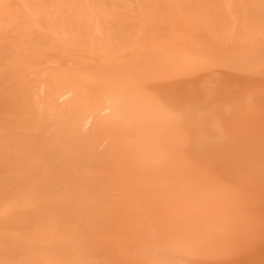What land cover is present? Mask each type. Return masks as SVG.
Masks as SVG:
<instances>
[{"label": "bare ground", "instance_id": "bare-ground-1", "mask_svg": "<svg viewBox=\"0 0 264 264\" xmlns=\"http://www.w3.org/2000/svg\"><path fill=\"white\" fill-rule=\"evenodd\" d=\"M205 1L0 0V79L23 94L16 109L8 104L11 121L4 88L0 120L46 128L38 137L48 145L75 138L99 152L92 175H107L101 187L111 194L101 219L121 237L91 238L111 263L124 264L127 251L136 264H264V23L242 19L234 0L212 5L217 13ZM15 136L0 146L31 138ZM33 138L22 148H38ZM138 228L143 242L131 250Z\"/></svg>", "mask_w": 264, "mask_h": 264}, {"label": "rangeland", "instance_id": "rangeland-1", "mask_svg": "<svg viewBox=\"0 0 264 264\" xmlns=\"http://www.w3.org/2000/svg\"><path fill=\"white\" fill-rule=\"evenodd\" d=\"M225 1L231 2V0H207L204 3H206L208 6H210L211 10H213V6H215L216 9L221 10L222 9L221 5H220V8L218 7V5L221 4V2L223 3ZM234 1H235V3H234L235 8L239 11L241 10L240 13L238 12V15L240 14L242 19H244L245 21L248 20V22L250 21L249 24L255 22L256 24L261 25L262 22L264 23V0H234ZM202 2H203V0H202ZM240 3H241V5H240ZM218 10H213V11H215V13H217L216 11H218ZM224 12H225V10L222 11V13H220V12H218V13L226 16V14H228V13L226 12L224 14ZM235 13H237V12H235ZM223 15H222V17H223ZM216 16H218V15H216ZM219 17L220 16H218V18ZM228 18H229V16L228 17L226 16V19H228ZM224 19L225 18L223 17V21H224ZM230 19H228V20L230 21ZM224 23H225V21H224ZM255 23H254V25H256ZM263 26H264V24H263ZM1 66H2V62L0 60V67ZM1 79H0V87L2 85L4 87H2L3 89L0 88V91H1L0 92V99L2 97L4 99L2 98L0 101H1V103L4 104V102L7 101V100L4 101L6 99V96H8L7 92L9 90L11 92V89L7 88L8 87L7 85H9V83L6 85L5 81L3 82V80H1ZM11 85H9V88H13L12 87L13 85L12 86ZM4 88L5 89L7 88L8 91L4 92V90H5ZM15 89L16 88L14 86L13 90H15ZM13 90L11 93L10 92L9 93L12 94V96H14V98H12V96L9 94L11 97V98H9V100H11L12 102L14 101V102L12 104L10 103L11 101L6 103L7 104L6 107L9 108V110H7V108L4 107L5 104L4 105L2 104V106L4 107L3 112L5 113V111H6L5 117H4L5 119L6 118L11 119L10 115L8 114L9 117H7L6 114L9 113L13 109V108L10 109L13 106L8 107V104L15 105L14 108L16 109L19 105L16 104L15 102H16V100L18 101L20 96L23 95V94L22 95L20 94L21 92L18 93L19 95L18 94L13 95L14 94ZM15 93H16V91H15ZM3 94L5 97L3 96ZM1 95H2V97H1ZM16 96H19V98H16ZM21 99H22V97H21ZM21 99H19L20 101H18L19 104H21ZM0 108H1L0 109V119H2L4 116V113H2V107L1 106H0ZM2 114H3V116H2ZM1 116H2V118H1ZM5 119H4V122H5ZM10 119L7 120L5 123L3 122V124H5V125L8 124L9 125L8 127L3 126V124H2L3 119L0 120L1 121L0 124L2 125V127H5V129H2V127L0 126V128H1V130H0V142H2L3 139L7 141V139H5L6 137L9 139L10 136L16 135L15 137L17 139L20 137H22V138L18 139L15 143H18V141H19V143H21L20 140L21 139L23 140L22 135L25 134L26 137L24 136V139L25 138L28 139V137H31V138H29L27 141L23 140L24 141L23 143L25 145L22 144V147L28 146L29 140H32V138H33L32 136H30V134L32 135V131H34V133H35L34 136H36L38 132L40 133V131L31 130L27 126H26V129L22 128V127H24V126H22L23 124L20 125L19 127H17L20 123L19 124L17 123L18 125H15L16 120L14 121V119H13V124L15 123L13 125L10 122ZM11 121H12V119H11ZM10 124H12L13 126H11ZM12 127H13V130H12ZM8 128L10 130H12L13 132L10 131ZM14 128H15V131H14ZM16 129H18V130H16ZM23 129H24V131H23ZM27 129H29V130L26 131ZM45 129L43 132L40 133L41 135H39V133H38L37 137L38 136H43V137L45 136V138H46L47 135H45V133H44ZM4 130H8L11 133V135L8 131H4ZM61 130H64V129H61ZM22 131L24 134L22 133ZM25 132H27V135ZM67 132L65 134H67ZM42 133H44V135ZM62 134L64 135V133H62ZM43 137L41 138V140L43 139V141L40 140V137H38L39 140L37 138V141H39V144L37 141H34V138H33L32 142H34L35 145L38 144L39 146L42 144L40 146V148L42 149V151H46L47 153L46 152H35V151H37V149H38V151H41V150H39L40 148L38 145H37L38 148L35 147V149H34V145H33L34 143H32V142H30V143L33 146H31L29 144L30 147H26L27 149L33 147V148H31L32 150L28 149V151L30 150L29 153H27V151L23 152L27 149H24L25 147L22 148L19 145L15 146V147L13 146L14 147L13 148L10 145L14 142V141L13 142L11 141L14 139L13 137H12L13 139L10 137L11 140L9 139L10 141H7L8 143L12 142L10 144H7V142L4 141L7 144L5 146L9 145V147L4 146L5 147L4 149H6V148L10 149L11 147L13 149H10L9 151H8V149H6L5 150L6 152H5L3 149V146L2 147L0 146L2 148V149L0 148V229H1L0 230V264H58V263L59 264H85V263L86 264H97V263L98 264H114L113 263L114 261L116 263H122L123 261L120 262L119 261L120 258L118 259L117 257H119V256H117V255H116L117 256L116 260L112 261V263H111L110 262L111 257L108 255V253L104 249H101L103 246L101 247L98 243H96V240L94 242L93 237L91 238V236H93L92 234L96 233V235H98L97 231H99L101 233L99 235L104 237V236H110V235L112 236V234L117 233L116 230H119V229L126 230L123 227L119 228L118 226H116L117 227L115 229L116 232H114L113 230H112L113 231L112 232L111 231L112 224L109 223L110 225H108V226H110V227L107 226V228H110V230H108L105 228L106 225L108 224L107 223L108 221L107 220L105 221L107 223L106 224V223H104L105 219H103V220L101 219V216L104 215L102 211H107L106 209L103 210L106 207L105 202H107V199L105 201L103 200V202H102V199L107 198V196H109V194H110V193L105 192L106 188H104L105 187L104 183L106 182L105 177L107 175L106 176H105V174H104V176L99 175V173H100L99 169H101L103 167L104 159L102 160L101 159L102 156L99 154L98 151H96L93 148H90V151L91 150L92 151L88 153V151H86V150H88V148L85 150L82 147L83 150H81L82 152L80 151L81 144H79L80 148L78 147V145L76 143L75 144L77 146H74V144L71 145L69 142L72 139L71 137H73L72 135H71V137H66V139L71 138L68 140V143L66 142L67 144L62 143V142L67 141V140L63 139L64 141H62V140L59 141L63 145L58 142L59 144L58 143H55L57 145L51 144L52 146L46 144V143H48V141L45 143L44 141H46L47 139L45 140ZM74 139H72V140H74ZM14 140H16V139H14ZM75 141L76 140H74V142ZM74 142H72V143H74ZM49 144H50V142H49ZM66 146H67V148H66ZM72 146H73V149H72ZM20 147L23 149V151ZM75 147H76V149H75ZM77 147L79 148V150H77ZM50 148H51V150H50ZM70 148L72 149V151ZM19 149H21V150L19 151ZM64 150H65V152H64ZM74 151L75 152H77V151L81 152V153L79 152V158L77 157L78 152L75 155ZM43 153H46V154H43ZM90 153H94V155L93 154L92 155L95 157H93ZM95 154L100 155L99 156L100 159L98 158L99 161L96 158L97 156ZM41 156H42V158H40ZM90 156H92V158H93L92 160L90 159L91 158ZM29 157H31V159ZM35 157L36 158L38 157V158L36 159ZM43 157H44V160H43ZM89 159H90V161H89ZM91 161H92V163L90 164ZM93 161H95L97 164H95V162H93ZM85 165H86V167L83 168L82 166H85ZM89 165H91V166H89ZM100 165L102 167H100ZM90 167L93 169L90 170ZM96 170L99 172L98 173L99 176L98 175L96 176L95 173L92 175V173L94 171L97 174ZM101 174H103V173L101 172ZM101 176H102V178H100ZM97 179H99V180L97 181ZM101 186H104V187H101ZM96 188H98V189H96ZM101 188H103L104 190ZM84 192H86V193H84ZM97 194H98V196H97ZM23 195H24V197H23ZM83 195L85 198L83 197V199H82ZM88 195H91L89 197L90 199L88 198ZM93 195H95V196H93ZM28 197H30V198L27 199ZM110 197H111V194H110ZM24 198H25V200H24ZM99 198H100V200H99ZM30 200L32 202H29ZM33 200L35 202H33ZM39 200H41V201H39ZM83 200H84V202H83ZM26 201L28 204L26 203ZM90 201L91 202L97 201L98 203L96 202L97 205L95 203L90 204L89 203ZM11 203L13 204V206ZM104 203H105V206L103 207L102 205H104ZM146 203H148V201ZM10 205H11V207H10ZM72 205H75V206H72ZM70 206H72V207H70ZM53 207H55L56 210H58V211H55V208H53ZM58 207L60 209H58ZM69 207L72 209H70ZM68 209L71 212H68L67 211ZM74 209L75 210L77 209V210L74 211ZM107 209H108V207H107ZM59 210L62 211V215H64V216L61 215V213H60L61 211H59ZM49 211H51V213ZM77 211L80 213H78ZM98 211H99V213H97ZM110 211H112V208H110ZM76 212L78 215L80 214L81 216L80 215L77 216L76 214H74ZM69 213H70V215L73 214V216L71 217L70 215H68ZM82 214H83V216H82ZM74 215H75V217H74ZM98 215L100 216L99 218H98ZM85 216H87V217H85ZM62 218L63 219L66 218L67 220L66 219L62 220ZM75 218H77L78 220ZM86 218H87V220H86ZM51 219H53V220H51ZM68 219H71V220L69 221ZM82 220L84 222H82ZM57 221H59V222L57 223ZM63 221H65L66 223ZM67 221H69V223H71L73 226L72 225L70 226V224H68ZM54 222L57 225L54 224ZM80 222H81V224H79ZM61 223H63V224L61 225ZM83 223L87 225V229L90 230V234L88 233L86 226H83ZM45 224L48 226L46 227ZM76 224L79 225L80 227L75 226ZM55 225H56V227H55ZM66 225H69L71 230L73 229V227H76L74 230H72L75 232L72 233L71 230L68 231L69 228H67ZM57 226H59V227L57 228ZM81 226H83V228L85 229L84 232L87 231V233L89 234L91 242L89 240H88L89 242L86 240V239H89L87 236L88 234H85L81 230V229H83ZM89 227H92V228H89ZM55 228L58 232L54 231ZM64 228H66L67 232L65 231ZM104 228H105V230H108L111 232H108V231L105 232ZM135 228L137 229V227H135ZM61 229H62V231H61ZM132 229H134V228H132ZM136 229H134V230H136ZM131 230H129V231H131ZM134 230L132 232H134ZM140 230L138 228L137 231H139V233H140L141 232ZM53 232L55 233V236H52V235H54ZM63 232H66L67 234H69L68 232H70V234L72 233L71 235L73 237L71 235H68V236H70V237H67L69 239H67L66 237L64 238L63 236H65V235ZM51 233H53V234H51ZM80 233H81V235H80ZM120 233H122L121 230H120ZM129 233H131V232H129ZM82 234L84 236L86 235L87 238L82 236ZM125 234L126 233H124V235L122 234V237H124L123 241H124V239L128 240V236L130 239L134 235V233H133L132 237H130V234H128V235H125ZM135 234H137V233H135ZM115 235H113V236H115ZM120 235H118V233H117L116 236H120ZM54 237L59 238L61 240L56 239V241L55 240L53 241L52 239H55ZM83 237L86 238L85 241H83V239H84ZM137 237H139V239H137V241H140V242H137L135 239V241L137 242V244H135V245H133L134 238L132 240H129V241H132V244L129 245V243L126 242V246L129 245L128 247L131 248V250L133 249L134 246L136 247L137 245H141V243L143 242V241L141 242V240H142L141 233L137 234ZM71 238H73V239H71ZM118 238L116 239V241H118ZM63 239H65L67 241L70 240V242H72V243L75 241V246L72 245V243L69 244V242L64 241ZM92 241H93V243H92ZM123 241H122V243H123ZM116 243L120 244L121 240L116 242ZM94 245H97V246L99 245L101 250H98L99 246L97 248V246H94ZM131 245H133V246L131 247ZM79 247H81V249ZM121 247H122V249H121ZM116 248H118V246ZM119 248H120V254H118V255H121V253L124 252V249H123V246H120ZM127 248H125V249H127ZM66 250H68V251H66ZM70 250H72V251L70 252ZM74 251H75V253H74ZM129 252L133 256V251H129ZM77 253H78V255H77ZM99 253H100V255L103 253L101 255V257L102 256H103L102 258L105 257V259H104L105 261L104 260L101 261L102 258L101 257L99 258V256H100ZM118 253H119V251H118ZM125 253H127V251ZM125 253H123V256H120L121 258L123 257V259H124V257L126 258V259H124V261H125L124 264H126V263H129V264L133 263L134 264V262L136 264L135 260L137 259V257H135V258L133 257V259H132V257L129 258L131 256L130 254H128V253L125 254ZM73 254H75V255H73ZM91 254H93V255L95 254L96 256L94 255V257L97 259H95L93 257V255H91ZM83 256H84V258H83ZM137 256H138V258L140 257L139 254ZM127 258H129V260L126 262ZM140 258H143V256H141ZM57 259H59L60 261ZM83 259H84V261L82 262ZM92 259H94L96 262ZM91 260H92V262H91ZM98 260H100V261L97 262ZM140 260H137V261H140L139 263H141V264L143 261H147L148 264H150V262L147 259L146 260L140 259ZM143 263L146 264V262H143Z\"/></svg>", "mask_w": 264, "mask_h": 264}]
</instances>
